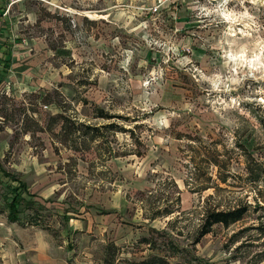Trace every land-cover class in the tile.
Here are the masks:
<instances>
[{"label": "rangeland", "instance_id": "1", "mask_svg": "<svg viewBox=\"0 0 264 264\" xmlns=\"http://www.w3.org/2000/svg\"><path fill=\"white\" fill-rule=\"evenodd\" d=\"M149 1L14 6L0 217L18 178L14 248L50 264H264V0H184L173 37L165 12L138 26Z\"/></svg>", "mask_w": 264, "mask_h": 264}, {"label": "crops", "instance_id": "2", "mask_svg": "<svg viewBox=\"0 0 264 264\" xmlns=\"http://www.w3.org/2000/svg\"><path fill=\"white\" fill-rule=\"evenodd\" d=\"M59 6L61 5V0H58ZM182 1H171L169 4L158 5L157 0H151L148 3H143L138 6L140 8V15L150 16V20L139 19L138 26H144L148 22H155L157 17L163 12L170 14V35L171 37L179 30L177 26L175 27V13L177 12L178 6ZM188 1V0H187ZM191 3V0H189ZM24 0H0V88L2 90L9 89L14 95V80L19 73H25L29 69L28 64H21L17 66L14 64L17 58L14 56V51L16 49V41H18L17 36L14 35V6H23ZM46 3L54 6L53 0H46ZM135 5V4H134ZM127 7H133L129 5ZM22 11L24 8H21ZM103 14H93L90 15L91 19L95 17L110 16L109 9L103 10ZM36 17L35 11H27ZM140 18V16H137ZM97 19V18H96ZM104 19V18H102ZM98 20V19H97ZM105 20V19H104ZM111 23V20H107ZM180 22H178L179 24ZM1 144V140H0ZM0 148H2L0 146ZM68 225L72 227V230H78V220L73 217L67 219ZM17 222H9L6 217H0V264H50L47 261L41 259V253L37 248H33L31 252L21 249L20 247L14 248V230Z\"/></svg>", "mask_w": 264, "mask_h": 264}, {"label": "trees", "instance_id": "3", "mask_svg": "<svg viewBox=\"0 0 264 264\" xmlns=\"http://www.w3.org/2000/svg\"><path fill=\"white\" fill-rule=\"evenodd\" d=\"M14 181L17 182V186L13 188L14 197L7 204L8 214L6 216V219L9 222L19 221V213L21 211L19 208V204L21 201H24L25 199L18 192L22 188V190L27 193V190L23 182H21L18 178H14ZM27 195L31 197V194L27 193ZM244 212H245V209L239 208V207L226 210V211L225 210L206 211L204 214L203 223L201 224V228L199 230V236L201 237L207 234L210 231L212 225L214 224H222L224 226H227L228 224L239 220L240 217L244 214ZM63 217L65 220L69 218L65 214H63Z\"/></svg>", "mask_w": 264, "mask_h": 264}, {"label": "built area", "instance_id": "4", "mask_svg": "<svg viewBox=\"0 0 264 264\" xmlns=\"http://www.w3.org/2000/svg\"><path fill=\"white\" fill-rule=\"evenodd\" d=\"M158 1V5H163V4H169L171 1H182V0H157ZM192 2H199L200 0H191ZM204 1L206 3H218V1H220L221 3H226L228 0H201Z\"/></svg>", "mask_w": 264, "mask_h": 264}, {"label": "bare ground", "instance_id": "5", "mask_svg": "<svg viewBox=\"0 0 264 264\" xmlns=\"http://www.w3.org/2000/svg\"><path fill=\"white\" fill-rule=\"evenodd\" d=\"M241 53H243V52H241ZM239 56L242 57V59L239 58V59H241L242 61H244V62H245V61H246V62L248 61V64H249V65H251V66L254 65V64H253V60H254V59H247V58H245V55H239ZM235 57H236V56H235V55H232V53L229 54V59H231V60H235V59H236ZM254 58H256V55H255ZM242 61H241V62H242Z\"/></svg>", "mask_w": 264, "mask_h": 264}]
</instances>
